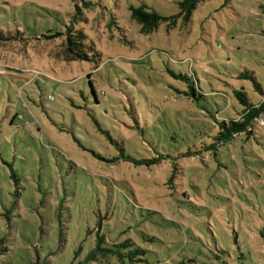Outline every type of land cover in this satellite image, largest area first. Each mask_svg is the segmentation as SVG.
Masks as SVG:
<instances>
[{
  "label": "rangeland",
  "instance_id": "rangeland-1",
  "mask_svg": "<svg viewBox=\"0 0 264 264\" xmlns=\"http://www.w3.org/2000/svg\"><path fill=\"white\" fill-rule=\"evenodd\" d=\"M183 1L0 0L31 45L0 48V264H102L99 235L146 251L127 264H264V115L216 138L264 99V0ZM70 28L94 61L37 39Z\"/></svg>",
  "mask_w": 264,
  "mask_h": 264
},
{
  "label": "trees",
  "instance_id": "trees-1",
  "mask_svg": "<svg viewBox=\"0 0 264 264\" xmlns=\"http://www.w3.org/2000/svg\"><path fill=\"white\" fill-rule=\"evenodd\" d=\"M199 1L200 0H184L181 5L184 10H191ZM132 18L141 25V31L144 33L154 30L162 20L167 19L156 11L149 10L146 5L140 6L139 8L133 7ZM37 39L40 41H44V39H58V43L55 44L57 49H52L51 52L64 61H94L95 58L100 55V53L96 51L94 45H90L88 42V35L83 29L70 28L67 33L56 32L52 34H42L41 37ZM28 40L29 37L26 32L19 28L0 30V48L9 46L16 41L24 42V49L28 51V48L31 46ZM45 43L48 44L47 42ZM181 77L185 80L188 79L184 76ZM189 88V91L186 92L188 97H195L198 95V88L194 83H191ZM237 97L244 104L245 108L237 118L224 119L220 123L219 135L216 138L221 142L229 141L234 138V136L241 134L250 136L254 132L252 128L254 127L255 121L264 115V99L259 104H253L249 102L245 94L240 91L237 92ZM13 177L15 178L16 175L13 174ZM105 243V237L99 235L97 244L87 255L86 261H99L102 264H109L112 259H115L117 262L116 264H127L128 262L134 263L146 260L144 256L146 251L140 247L133 248V243H131V241L115 243L110 246H105ZM34 264L43 263L37 261ZM185 264L196 263L191 260L189 263Z\"/></svg>",
  "mask_w": 264,
  "mask_h": 264
}]
</instances>
